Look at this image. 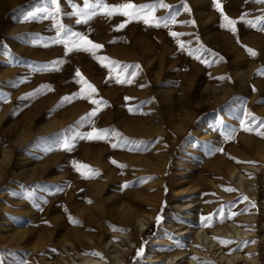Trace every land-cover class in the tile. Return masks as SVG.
Wrapping results in <instances>:
<instances>
[{"label": "rangeland", "instance_id": "obj_1", "mask_svg": "<svg viewBox=\"0 0 264 264\" xmlns=\"http://www.w3.org/2000/svg\"><path fill=\"white\" fill-rule=\"evenodd\" d=\"M98 2L126 0H0V264H264V137L244 130L264 121V3L164 0L176 23L155 27ZM59 25L107 59L53 43Z\"/></svg>", "mask_w": 264, "mask_h": 264}, {"label": "snow or ice", "instance_id": "obj_2", "mask_svg": "<svg viewBox=\"0 0 264 264\" xmlns=\"http://www.w3.org/2000/svg\"><path fill=\"white\" fill-rule=\"evenodd\" d=\"M256 2L259 3H264V0H256ZM52 3L54 5H56V11H59V6L57 3V0H52ZM213 3L215 5V7L217 8V10H220V4L217 2V0H213ZM90 5L87 3V0H85V8H89ZM164 8L167 9L170 6L164 3V0H156V3H149V4H141V5H137L135 3L132 2V0H126V2L118 4V5H107V4H99V2L97 3V8H100L102 11H104L107 15L111 16L114 13H118L120 15H123L124 17H127L128 21L131 20H142L143 23H145L146 25H152L155 27H168L169 23H176L175 21V15L170 13L169 17H157L155 15V11L157 10V8ZM185 10H188L187 5H184ZM96 12L95 11H91V12H84V13H80L78 12L77 15H81L83 16L84 20L89 19L91 16L95 15ZM221 18H222V23H221V27L222 28H229L234 34L236 32V28H235V24L236 21L233 19H230L229 17H227L222 11H221ZM27 19V17L25 18ZM241 20H244V15H242L240 17ZM257 19H264V18H257ZM80 20H77V23H79ZM247 24H249L252 27H256L257 26V22L256 20H246L245 21ZM194 23V22H193ZM124 25L121 24L120 27H123ZM264 30V29H261ZM64 31V27L63 25H59L58 26V31H57V39H55L53 41V43H63L65 46V49L67 51H71L73 48H75L76 50H82L84 52H89L93 55L94 58H96L99 61H103L107 58L105 57H98L96 56V50L102 48V45L97 44V43H93L91 40H89L86 36L82 35L81 33L78 32H71L70 35L68 37H65L63 39H61V33ZM171 36H173L174 38H178L181 34L180 33H176V32H170L169 33ZM177 43L178 46L180 48H184V43L182 41H180L179 39H177ZM245 50L249 53L250 56H255L256 52L250 48H247L245 46ZM191 54V53H190ZM111 63H115V62H111ZM137 67H139L137 65ZM113 69L110 68L109 71L111 72ZM136 73L133 72L132 75L134 76ZM264 74V73H262ZM76 76L80 77V80H78V83H82V88H81V95L84 96V98L89 99L93 104L97 105V108H94L92 110L91 113H89V116H93L95 115L96 111L98 110L99 106L102 103H105L103 101H97V100H92L91 96L93 93H95V88L88 83L86 80L83 79V77L81 76L80 72L77 70L76 72ZM220 79H223L222 77ZM124 82H130V80H121V79H117V83H124ZM39 91V90H37ZM35 93H31L29 95H34ZM64 100H68V97H64ZM127 99V98H126ZM247 115V113H246ZM241 127H244V121L241 120ZM252 123H256V118H253ZM258 129H264V121H259L258 124V128H248V127H244L245 131H256L257 135H260L262 137H264V132L259 131ZM107 130H98L93 128L91 132L87 133L86 136L89 139H104L105 136L107 135ZM115 135H118V133H114ZM231 133H229L226 138H230ZM117 145H113V147H116ZM64 147L65 148H70L71 145L65 141L64 142ZM218 151H221V149H217ZM115 163V162H113ZM87 166L85 165H79V168H86ZM231 190V189H228ZM245 199H247L245 197ZM234 215V214H233ZM201 219H205L204 217H201ZM70 222L76 223V221L72 220L71 217H69ZM157 223L160 222L161 217H157L156 218ZM221 244H226V243H230L229 241H224L221 240L220 241ZM142 249L137 251V256L142 254ZM94 255H100L99 253H94ZM195 259V258H194ZM24 264H26V262H24Z\"/></svg>", "mask_w": 264, "mask_h": 264}, {"label": "bare ground", "instance_id": "obj_3", "mask_svg": "<svg viewBox=\"0 0 264 264\" xmlns=\"http://www.w3.org/2000/svg\"><path fill=\"white\" fill-rule=\"evenodd\" d=\"M259 155L261 156V158H263L264 159V151H261V153H259ZM231 171V176L232 175H236L232 170H230ZM240 181H242L241 180V178H240ZM189 191V195L190 196H192V197H198V194H203V191L202 190H200V191H198V190H194V189H188L186 192H188ZM190 204V203H189ZM192 209V208H191ZM151 216V215H150ZM137 223H138V229H137V235L139 236L140 234H141V232H142V230H144V229H146V224L145 223H142L141 221H140V219H138L137 220ZM148 224V223H147ZM226 233V232H225ZM224 234V233H223ZM227 235L228 236H243V237H246V236H249V235H251L250 234V232L249 231H242L241 229H238V228H232V232H227ZM204 239H207V235L204 237ZM194 242H195V240H194ZM196 243V242H195ZM91 244V246L93 247V248H96L97 247V245L94 243V242H91L90 243ZM205 245H206V247H207V250H212L211 252H213V249H215V246H216V244H214V242H213V240L212 239H210L208 242H205ZM256 246V245H255ZM196 247H198V246H195L194 248H192V251H193V253H199V251L198 250H195V248ZM218 249L219 248H217V249H215V251L217 252L218 251ZM210 252V251H209ZM215 254V253H214ZM188 255H190V254H188ZM205 256V255H204ZM184 258V257H183ZM223 257H221L220 256V260L222 259ZM174 259H176V257H174ZM191 258L188 256V258H185V263L186 264H192L193 263V261L192 260H190ZM235 259V258H234ZM82 260V263L83 264H92V263H97V261L96 260H92V259H87V258H82L81 259ZM80 260V261H81ZM227 260H230V259H227ZM172 261V259H169V260H167V262H166V264H168V263H170ZM253 261V260H252ZM102 264V263H101Z\"/></svg>", "mask_w": 264, "mask_h": 264}]
</instances>
